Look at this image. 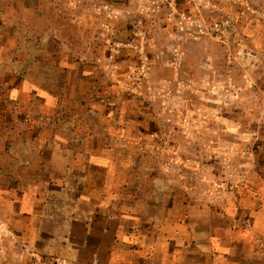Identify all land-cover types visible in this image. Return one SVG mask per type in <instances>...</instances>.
I'll use <instances>...</instances> for the list:
<instances>
[{"label": "rangeland", "instance_id": "1", "mask_svg": "<svg viewBox=\"0 0 264 264\" xmlns=\"http://www.w3.org/2000/svg\"><path fill=\"white\" fill-rule=\"evenodd\" d=\"M237 182L264 195V0H0V264H90L81 183L155 244Z\"/></svg>", "mask_w": 264, "mask_h": 264}, {"label": "crops", "instance_id": "2", "mask_svg": "<svg viewBox=\"0 0 264 264\" xmlns=\"http://www.w3.org/2000/svg\"><path fill=\"white\" fill-rule=\"evenodd\" d=\"M91 154L89 158L95 157ZM89 158L84 164L88 171L112 166ZM171 166L175 169L179 164ZM198 167L205 169V165ZM241 184L222 183V190L208 186L202 197L171 196L170 204L152 222L160 243L144 244L145 234L139 232L138 224L142 212L109 211L100 192L82 193L81 183L79 198L88 211L74 218L84 238L74 249L91 251L90 264H264V195L244 196ZM120 244L129 247L123 249Z\"/></svg>", "mask_w": 264, "mask_h": 264}]
</instances>
